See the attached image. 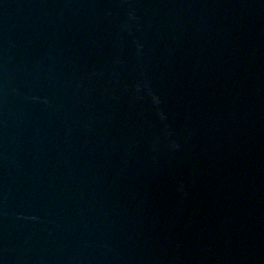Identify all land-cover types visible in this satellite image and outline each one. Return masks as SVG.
Segmentation results:
<instances>
[{"label": "water", "instance_id": "water-1", "mask_svg": "<svg viewBox=\"0 0 264 264\" xmlns=\"http://www.w3.org/2000/svg\"><path fill=\"white\" fill-rule=\"evenodd\" d=\"M0 264H264V0H0Z\"/></svg>", "mask_w": 264, "mask_h": 264}]
</instances>
